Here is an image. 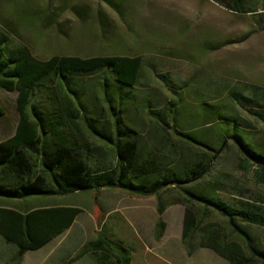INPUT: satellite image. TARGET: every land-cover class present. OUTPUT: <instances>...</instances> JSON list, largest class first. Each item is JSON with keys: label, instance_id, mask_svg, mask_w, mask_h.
I'll list each match as a JSON object with an SVG mask.
<instances>
[{"label": "trees", "instance_id": "trees-1", "mask_svg": "<svg viewBox=\"0 0 264 264\" xmlns=\"http://www.w3.org/2000/svg\"><path fill=\"white\" fill-rule=\"evenodd\" d=\"M215 1L236 13H256L245 0ZM41 16L34 15V20ZM141 68L140 56L54 55L41 60L0 32V90L17 92L20 116L15 134L0 142V237L16 249L13 261L20 263L27 252L43 248L74 225L83 209L61 204L62 197L120 190L155 197L160 215L170 206L183 205V243L189 251L196 245L228 264H264V250L238 225L264 229V213L231 204L217 195L212 181L203 184L230 140L242 155L244 171H264V150L244 142L235 117L205 106L204 122L214 117L222 123L215 135L209 134L215 129H210L211 123L205 124L209 129L180 131V99L160 110L148 109V136L141 134L125 118ZM107 73L115 80L111 96ZM93 75L100 76L99 95L92 96L90 109L81 80ZM192 117V124H197ZM105 149L111 153L109 163L103 157ZM93 253L109 256L114 264L133 260L130 248L99 231L62 264Z\"/></svg>", "mask_w": 264, "mask_h": 264}, {"label": "rangeland", "instance_id": "rangeland-1", "mask_svg": "<svg viewBox=\"0 0 264 264\" xmlns=\"http://www.w3.org/2000/svg\"><path fill=\"white\" fill-rule=\"evenodd\" d=\"M245 3L256 13H236L215 0H0V32L41 60L54 55L140 56V77L125 118L143 135L148 136V109L160 110L180 99V131L209 129L205 124L211 123L210 129H215L209 134L214 136L222 123L214 117L204 122L205 106L235 117L244 142L264 150V0ZM37 14L42 15L40 21L34 20ZM99 77H82L87 108L91 109L92 96L99 95ZM105 78L111 96L116 88L114 76L107 73ZM0 107V121L11 125L20 119L17 92L0 90ZM192 116H196L195 125ZM89 140L94 142L92 137ZM103 157L109 163L111 153L105 149ZM241 161L230 140L215 172L203 184L212 181L218 196L264 213V171L256 167L244 171ZM68 202L83 209L69 245L64 243L72 250L70 257L17 263L11 258L14 249L0 239V264L66 263L99 231L130 248L132 264H228L209 249L193 245L189 251L184 245L183 205L170 206L160 215L155 197L120 190L77 193ZM238 225L264 250V229ZM73 264L114 263L109 256L93 253Z\"/></svg>", "mask_w": 264, "mask_h": 264}, {"label": "crops", "instance_id": "crops-1", "mask_svg": "<svg viewBox=\"0 0 264 264\" xmlns=\"http://www.w3.org/2000/svg\"><path fill=\"white\" fill-rule=\"evenodd\" d=\"M18 124H19V120L17 122H16V120L13 121V123L11 125H8L4 121H0V137L3 136V137L8 138V137L12 136L13 134H15V132L17 131V128H18ZM1 141H3V140H0V142ZM69 198H70V196L62 197L59 200V202L61 204L70 205L71 203L68 202ZM76 221H75V223H76ZM75 223H74V225H75ZM74 225L71 228H69L65 233H63L62 235H60L59 237L55 238L53 241H51L50 243L45 245L43 248L36 250V251L27 252L23 258V261H24V259L28 260L30 258L33 259V258H37V257L41 258V259L43 258L44 260L47 257H50V258L70 257L72 255V250H70V248H67L66 246L64 247V243H67L69 245L70 238L75 233L74 232ZM0 239H1V237H0ZM2 242H3V240H2ZM3 244L6 246H10L4 242H3ZM10 247H12L14 249V253L11 257L13 259V256L16 253V249L13 246H10ZM44 260H43V262H44Z\"/></svg>", "mask_w": 264, "mask_h": 264}]
</instances>
